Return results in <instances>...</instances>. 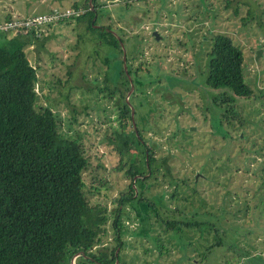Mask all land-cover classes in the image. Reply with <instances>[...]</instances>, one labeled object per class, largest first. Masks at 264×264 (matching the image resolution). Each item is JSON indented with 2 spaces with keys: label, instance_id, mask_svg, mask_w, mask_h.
<instances>
[{
  "label": "rangeland",
  "instance_id": "rangeland-1",
  "mask_svg": "<svg viewBox=\"0 0 264 264\" xmlns=\"http://www.w3.org/2000/svg\"><path fill=\"white\" fill-rule=\"evenodd\" d=\"M83 1L0 0V21L6 11L23 18L72 3L83 8ZM96 2L94 25L107 24L122 39L125 65L131 69L133 88L124 93L133 108L130 122L152 144L154 155L165 157L177 182L174 199L173 185L159 166L142 188L155 208L135 199L121 205L123 243L114 251L113 264H264V0ZM86 16L41 25L37 35L48 37L23 49L36 67L35 106L49 107L58 132L78 138L88 157L82 172L87 201L104 206L106 215L105 233L91 247L95 252L114 243L111 199L128 179L113 168L117 155L104 137L109 124L117 127L113 118L120 100L116 87L124 91L118 75L122 53L99 40L106 35L100 28L86 27ZM215 32L229 35L241 49L244 80L255 97L205 87L206 51ZM135 184L138 192L141 186ZM192 186L206 201L209 226L185 229L183 235L154 213L191 215L194 208L184 198ZM159 197L164 207L157 205ZM212 241L217 243L204 253ZM79 255L69 249L58 264H100Z\"/></svg>",
  "mask_w": 264,
  "mask_h": 264
},
{
  "label": "trees",
  "instance_id": "trees-1",
  "mask_svg": "<svg viewBox=\"0 0 264 264\" xmlns=\"http://www.w3.org/2000/svg\"><path fill=\"white\" fill-rule=\"evenodd\" d=\"M83 6V11L73 18L79 20L87 15L86 27L100 28L106 35L99 40L117 47L120 53L122 39L109 31V25H94L96 0H84ZM0 32V264H58L69 249L70 254L79 252L100 264H113L118 250L114 251L123 243L121 205L135 199L151 210L156 206L152 198L144 195L143 180L154 175L153 179L154 171L162 166L165 170L162 174L167 173L168 183L173 185L170 197L177 198V182L169 175L165 157H156L152 144L130 122L129 106L124 98L128 89L126 73L120 65L119 83L124 91L116 87L120 100L116 101L113 119L117 127L109 124L111 129L104 137L117 155L113 168L121 170L128 181L111 199L114 206L110 211V227L114 243L107 251L94 252L91 247L105 233L106 215L102 212L104 206H91L87 201L82 179L88 165L85 149L78 138L58 132L56 116L49 107L35 106L36 67L29 62L23 48L35 41L41 44L48 36L39 38L33 28H24L10 36H6V30L0 29ZM242 61L241 49L229 35L213 33L206 51L205 87H220L224 94L227 88L243 99L255 97L249 82L244 80ZM125 68L129 74L131 69L126 65ZM218 115L221 118L224 113ZM105 119L108 120L106 116ZM134 183L141 186L138 192ZM189 189L191 192L184 199L194 208L191 215L172 217L154 213L167 228L183 235L187 233L185 229L209 226L204 218L208 211L206 201L193 186ZM194 201L196 206L192 204ZM157 205L164 207L160 197ZM216 243L212 241L204 246V253Z\"/></svg>",
  "mask_w": 264,
  "mask_h": 264
},
{
  "label": "built area",
  "instance_id": "built-area-1",
  "mask_svg": "<svg viewBox=\"0 0 264 264\" xmlns=\"http://www.w3.org/2000/svg\"><path fill=\"white\" fill-rule=\"evenodd\" d=\"M82 11L83 8L79 6H65L61 7L60 9L52 8L42 13L24 16L23 18L16 16L13 18L10 17L0 24V29L6 31L15 29V33L16 31L22 30L24 28H33L35 30V34H39V28L41 25L49 24L52 21H58L59 19L62 20L70 17H75Z\"/></svg>",
  "mask_w": 264,
  "mask_h": 264
},
{
  "label": "water",
  "instance_id": "water-1",
  "mask_svg": "<svg viewBox=\"0 0 264 264\" xmlns=\"http://www.w3.org/2000/svg\"><path fill=\"white\" fill-rule=\"evenodd\" d=\"M88 2H90V0H88ZM152 33L155 35V37H157V36H156V31H155V30H153ZM116 37H117V39H118V36H116ZM119 45H120V47H121V53H122V59H121V60H122V67H123V69H124V72L126 73V77H127V80H128V89H127V92H129V91L133 88V85H132L131 78H130L129 74H127V72H126L124 50H123V46H122V42H121V41H119ZM258 53H259V50L256 51L255 55L257 56ZM125 100L127 101V95L125 96ZM127 103H128V106H129L130 119H131V121H132L133 108H132V106L129 104V102H127ZM132 125H133V127H134L133 122H132Z\"/></svg>",
  "mask_w": 264,
  "mask_h": 264
},
{
  "label": "crops",
  "instance_id": "crops-1",
  "mask_svg": "<svg viewBox=\"0 0 264 264\" xmlns=\"http://www.w3.org/2000/svg\"><path fill=\"white\" fill-rule=\"evenodd\" d=\"M49 7H50V6H49ZM49 7H48V8H49ZM15 11H16V10H15ZM10 15H11V13H10L9 11H6V12H5V15H4V17H3L2 20H4L5 18H7V17L10 16ZM2 20H1V21H2ZM1 21H0V22H1Z\"/></svg>",
  "mask_w": 264,
  "mask_h": 264
},
{
  "label": "flooded vegetation",
  "instance_id": "flooded-vegetation-1",
  "mask_svg": "<svg viewBox=\"0 0 264 264\" xmlns=\"http://www.w3.org/2000/svg\"><path fill=\"white\" fill-rule=\"evenodd\" d=\"M94 261V260H93ZM95 262H97V261H95Z\"/></svg>",
  "mask_w": 264,
  "mask_h": 264
}]
</instances>
